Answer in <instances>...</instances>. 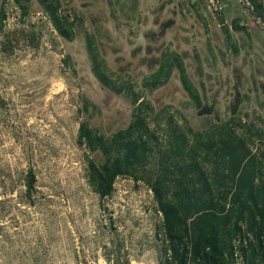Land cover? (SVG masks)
<instances>
[{
	"label": "rangeland",
	"instance_id": "rangeland-1",
	"mask_svg": "<svg viewBox=\"0 0 264 264\" xmlns=\"http://www.w3.org/2000/svg\"><path fill=\"white\" fill-rule=\"evenodd\" d=\"M220 1L223 9L210 11L208 0H60L58 14L73 23L66 39L38 0L21 2L25 16L0 0V264H110L104 254L114 252L157 264L161 215L146 180L173 131L192 138L228 124L238 136L253 132L251 152H264V20L240 0ZM138 108L155 132L142 177H117L101 198L87 159L104 157L78 142L79 123L109 137Z\"/></svg>",
	"mask_w": 264,
	"mask_h": 264
},
{
	"label": "trees",
	"instance_id": "trees-1",
	"mask_svg": "<svg viewBox=\"0 0 264 264\" xmlns=\"http://www.w3.org/2000/svg\"><path fill=\"white\" fill-rule=\"evenodd\" d=\"M27 1L14 0L23 16L27 12L21 2ZM38 1L58 34L71 39L73 23L58 14L60 0ZM251 1L264 20L261 4ZM4 19L5 11L0 7V33ZM232 26L241 28L237 21ZM224 31L229 38L227 26ZM5 45L3 42V51L8 50ZM174 59L185 89L195 106L201 107L181 60L178 56ZM92 63L96 77L106 83L108 78L95 57ZM162 69L163 66L154 75L155 82ZM86 107L85 100L83 108ZM136 111L126 128L109 137L87 121L79 123L78 142L90 152L100 151L104 157L103 162L87 159L88 182L101 198L111 194L117 177L128 176L135 181L142 177L136 171L152 152L155 132L141 109ZM253 137L249 129L238 136L228 124L213 132L195 133L192 138L173 131L159 167L146 180L161 215L157 234L163 244L157 264H264V152H251L249 141ZM34 183L35 176L28 170L27 194ZM104 257L110 264L131 263L119 252L112 256L105 253Z\"/></svg>",
	"mask_w": 264,
	"mask_h": 264
},
{
	"label": "built area",
	"instance_id": "built-area-1",
	"mask_svg": "<svg viewBox=\"0 0 264 264\" xmlns=\"http://www.w3.org/2000/svg\"><path fill=\"white\" fill-rule=\"evenodd\" d=\"M240 2L245 4L247 6L248 10L253 11L255 8V5L251 0H240ZM223 7H224V5L220 0H208V2H207V8L210 11H221L223 9ZM58 11H59V9H58ZM254 19H255V22H257L258 24L263 23L261 16H255Z\"/></svg>",
	"mask_w": 264,
	"mask_h": 264
}]
</instances>
